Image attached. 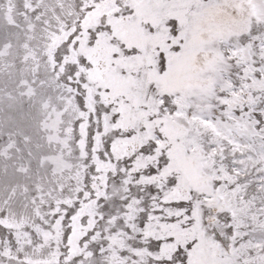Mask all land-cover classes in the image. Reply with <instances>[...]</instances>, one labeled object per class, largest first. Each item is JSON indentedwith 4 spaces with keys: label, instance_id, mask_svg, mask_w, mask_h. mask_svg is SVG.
I'll list each match as a JSON object with an SVG mask.
<instances>
[{
    "label": "snow or ice",
    "instance_id": "6c2138e0",
    "mask_svg": "<svg viewBox=\"0 0 264 264\" xmlns=\"http://www.w3.org/2000/svg\"><path fill=\"white\" fill-rule=\"evenodd\" d=\"M0 264H264V0H0Z\"/></svg>",
    "mask_w": 264,
    "mask_h": 264
}]
</instances>
